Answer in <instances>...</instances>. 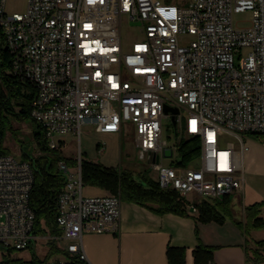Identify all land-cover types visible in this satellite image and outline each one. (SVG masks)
<instances>
[{"label":"built area","instance_id":"2783aa9c","mask_svg":"<svg viewBox=\"0 0 264 264\" xmlns=\"http://www.w3.org/2000/svg\"><path fill=\"white\" fill-rule=\"evenodd\" d=\"M243 11L252 12L245 29L234 24ZM125 16L140 24L139 39L126 47ZM0 28L12 74L37 90L31 117L52 150L80 140L85 125L120 139L135 133L160 188L190 207L192 195L223 200L243 192L246 144L264 146V0H28L24 12L0 0ZM170 123L172 142L164 137ZM224 133L239 148L222 146ZM189 139L200 147L199 166L182 163L180 144ZM107 148L98 142V152ZM77 169L58 162L66 184L56 239L67 255L50 264H89L83 235L120 230L121 198L85 196L81 162ZM34 181L28 162L0 152V244L7 249L40 239L30 207Z\"/></svg>","mask_w":264,"mask_h":264},{"label":"trees","instance_id":"16d2710c","mask_svg":"<svg viewBox=\"0 0 264 264\" xmlns=\"http://www.w3.org/2000/svg\"><path fill=\"white\" fill-rule=\"evenodd\" d=\"M12 56L7 48L4 34L0 28V152L9 154L3 147L6 127L11 119H32V102L37 95V90L30 82L12 74ZM34 121V120H33ZM35 122V121H34ZM36 123V122H35ZM39 132L35 134V142L40 149L39 156L24 155L23 161L28 162L34 171V185L30 197V207L35 214L34 234L38 236H50L49 253L45 259L38 256L29 261H20V264H45L49 259L58 254L67 255L64 245H59L58 238L61 234L57 222L58 198L66 184V178L58 170V162L65 160L69 166L75 163L71 158H65L61 151L52 150L45 139L44 129L38 124ZM182 163H189L199 156L200 147L194 140H183L180 144ZM82 179L85 186L98 187L106 192L117 195L123 201L132 202L158 213H173L188 215L185 204L179 200L173 191L162 190L159 184L148 178L137 181L133 174L114 167L81 161ZM230 196L223 200H201L195 204L197 215L195 219L201 223L215 222L224 224L227 219L234 220L231 210ZM259 204L245 209V221L234 220L235 224L245 233L251 230L264 229V219L260 216ZM257 246L264 250V240L258 241ZM31 245L29 246V248ZM10 252L11 249H8ZM169 264H186V249L179 247L168 248ZM257 253V264H264ZM196 264L212 263V249L200 245L194 251ZM0 264H10L6 260Z\"/></svg>","mask_w":264,"mask_h":264},{"label":"rangeland","instance_id":"374dc122","mask_svg":"<svg viewBox=\"0 0 264 264\" xmlns=\"http://www.w3.org/2000/svg\"><path fill=\"white\" fill-rule=\"evenodd\" d=\"M186 1V0H182ZM28 0H7V10L10 12H24L27 8ZM251 11H243L234 14V24L237 28L245 29L251 26ZM140 24L129 20L126 16L122 21V41L126 47L129 43L139 39L138 32ZM245 54L248 50L244 51ZM171 124V123H170ZM165 125L164 137L171 142L175 141V127L173 124ZM39 132L37 124L31 119H11V123L6 127L3 147L7 152L18 160H23L24 155L39 156L40 149L35 142V134ZM100 141H106L108 148L104 153L98 152L96 144ZM67 147L61 151L65 158H71L75 163L70 166L72 172L76 173L82 160L90 161L104 167L119 168L129 171L137 181L148 178L152 181H158V172L147 160L139 156V148L136 143L135 133H124L122 138L117 136H99L92 127H84L83 135L67 138ZM222 146H231L239 148L235 137L228 133L222 134ZM171 160L165 159V165H170ZM201 159L195 158L190 166H199ZM244 166L246 172V183L242 193L232 194L231 210L235 220L245 221V209L255 204L261 208L260 216L264 219V146L248 142L244 155ZM109 193V192H107ZM103 192L98 187L85 186L84 195L88 197L101 196ZM111 194V193H110ZM200 197L190 196L188 201L196 204ZM50 236H40L39 240H34L31 247L25 250L17 251L11 249L4 250L0 248V263L10 260V264H20V261L29 262L34 256L45 259L49 253L50 245L48 240ZM264 240V229L251 230L248 235V251L250 258L255 261L257 253L259 259L264 261V250L259 249L257 242ZM59 245L61 241L58 239ZM63 258L62 255H54L45 264H50L55 260Z\"/></svg>","mask_w":264,"mask_h":264},{"label":"crops","instance_id":"0c3cea01","mask_svg":"<svg viewBox=\"0 0 264 264\" xmlns=\"http://www.w3.org/2000/svg\"><path fill=\"white\" fill-rule=\"evenodd\" d=\"M84 127L95 130L93 125ZM95 133L108 136L96 130ZM109 136L119 138L118 135ZM101 191L102 195L107 193ZM183 203L188 209L186 216L158 214L147 207L122 200L121 225L117 234L83 235L89 264H169L167 252L170 246L185 248L186 264H196L194 251L200 245L212 249L210 264H257L248 251L249 233L245 234L235 224V219L228 218L224 224L201 223L195 219L196 208Z\"/></svg>","mask_w":264,"mask_h":264},{"label":"water","instance_id":"95a60500","mask_svg":"<svg viewBox=\"0 0 264 264\" xmlns=\"http://www.w3.org/2000/svg\"><path fill=\"white\" fill-rule=\"evenodd\" d=\"M168 111V110H167ZM176 112V111H175ZM166 155L167 156H171L172 155V151L171 150H167L166 151ZM0 248L4 249V250H8L6 247H4L3 245L0 244Z\"/></svg>","mask_w":264,"mask_h":264}]
</instances>
